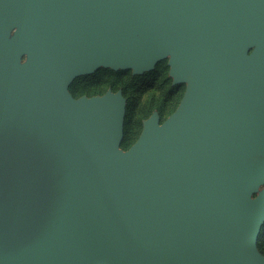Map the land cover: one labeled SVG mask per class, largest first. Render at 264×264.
Wrapping results in <instances>:
<instances>
[{"label":"water","instance_id":"1","mask_svg":"<svg viewBox=\"0 0 264 264\" xmlns=\"http://www.w3.org/2000/svg\"><path fill=\"white\" fill-rule=\"evenodd\" d=\"M167 57L126 150L121 91L68 90ZM263 223L264 0H0V264H264Z\"/></svg>","mask_w":264,"mask_h":264},{"label":"trees","instance_id":"2","mask_svg":"<svg viewBox=\"0 0 264 264\" xmlns=\"http://www.w3.org/2000/svg\"><path fill=\"white\" fill-rule=\"evenodd\" d=\"M167 71L165 60L158 62L152 71L141 75H132L128 70L111 71L100 68L92 75L85 76L82 87H78L75 81L68 90L74 98L81 94L88 97L100 95L107 88L113 92L121 91L126 105L120 147L126 150L134 142L142 120L156 111L162 121L176 108L181 90L179 85L170 84ZM155 89L159 91L157 95L151 93ZM257 249L264 256V223L257 237Z\"/></svg>","mask_w":264,"mask_h":264},{"label":"rangeland","instance_id":"3","mask_svg":"<svg viewBox=\"0 0 264 264\" xmlns=\"http://www.w3.org/2000/svg\"><path fill=\"white\" fill-rule=\"evenodd\" d=\"M24 59V58H23ZM163 60H165L166 61V65H167V67H168V71H167V77L168 78H170V80H171V85H172V78L169 76V66H168V57L166 58V59H163ZM163 60H161V61H163ZM160 62V61H159ZM100 69V68H99ZM103 69H105V68H103ZM98 70V69H97ZM110 70V69H109ZM111 71H113V70H111ZM118 71V70H117ZM129 71V70H128ZM152 71V70H151ZM147 72H149V71H147ZM130 73H131V71H130ZM144 73H146V72H144ZM132 74V73H131ZM143 74V73H142ZM92 75V74H91ZM85 76H88V75H83V76H79V77H77V78H75L74 80H73V82L72 83H74L75 81H76V84H77V86L78 87H82V85L84 84V80H85ZM71 83V84H72ZM70 84V85H71ZM177 85H179V89L181 90V96H180V98H179V100H178V102H177V106H178V104H179V102H180V100H181V98H182V95H183V93H184V89H185V84H177ZM180 86H181V88H180ZM108 91H110V92H112V93H115V92H117V91H115V92H113L110 88H107L106 89V91L103 93V94H100V95H93V96H90V97H94V96H101V95H104L106 92H108ZM118 91H120V90H118ZM148 93H150V91L148 92ZM148 93H147V95H148ZM153 95H157L158 93H159V91L157 90V89H155L153 92H151ZM83 96H85V97H88V96H86L85 94H81V95H78L77 97H75V98H80V97H83ZM146 97V96H145ZM148 97V96H147ZM125 99V98H124ZM125 103H126V100H125ZM126 105V104H125ZM177 106H176V108H177ZM175 108V109H176ZM174 109V110H175ZM154 112V111H153ZM152 112V113H153ZM151 113V114H152ZM171 114V113H170ZM169 114V115H170ZM168 115V116H169ZM167 116V117H168ZM167 117H165V119L167 118ZM125 119V118H124ZM147 119V118H146ZM164 119V120H165ZM145 120V119H144ZM144 120H142V122H141V126H140V128H139V131H138V133H137V135H136V137H135V140H134V142L137 140V138L139 137V135H140V133H141V131H142V123H143V121ZM164 120H162V121H164ZM161 120H160V122H162ZM133 142V143H134ZM132 143V144H133ZM131 144V145H132ZM130 145V146H131ZM263 188V185L262 186H260L259 187V190H261ZM257 195V192L256 193H254L253 195H252V197H255Z\"/></svg>","mask_w":264,"mask_h":264}]
</instances>
